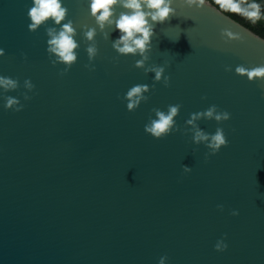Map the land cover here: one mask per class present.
Here are the masks:
<instances>
[{
    "label": "water",
    "instance_id": "95a60500",
    "mask_svg": "<svg viewBox=\"0 0 264 264\" xmlns=\"http://www.w3.org/2000/svg\"><path fill=\"white\" fill-rule=\"evenodd\" d=\"M64 4L79 48L61 75L65 65L53 66L46 52V29L59 26L30 31L31 0H0V75L19 84L0 89V264H158L161 256L167 264H264V80L235 72L264 64V38L207 0H176L177 16L157 25L138 68L139 55L112 48L118 31L106 28L104 38L88 0ZM85 25L97 27L95 41ZM89 43L98 47L94 70L85 67ZM153 65L165 66L168 86L145 73ZM138 83L150 86L149 99L129 111L123 97ZM5 95L23 109L5 110ZM177 103L179 132L156 139L144 131L153 108ZM212 104L231 118L199 127H223L229 143L206 159L184 122Z\"/></svg>",
    "mask_w": 264,
    "mask_h": 264
},
{
    "label": "clouds",
    "instance_id": "9594fccd",
    "mask_svg": "<svg viewBox=\"0 0 264 264\" xmlns=\"http://www.w3.org/2000/svg\"><path fill=\"white\" fill-rule=\"evenodd\" d=\"M176 0H88V11L91 17L94 18L96 26L104 34L107 39L110 33L105 31L106 28H111L112 31H118L119 35L112 40V48L122 55H139L141 59L135 62V67L142 68L148 60L147 53L153 48V40L156 36L157 25H164L168 21L177 16V9L173 6ZM219 9L225 12L239 14L248 20L255 23L261 18V8L264 5V0H215ZM183 4L188 7H201L204 0H183ZM117 9H120L117 12ZM27 15L30 23L28 29L36 31L46 22L51 21L56 28L46 29L49 39L46 41V52L53 66L63 64L61 75L66 73L78 59L77 49L79 41L76 39L77 29L74 22L67 19L68 8L64 4V0H31V6L28 8ZM66 21V22H65ZM83 35L85 38L93 42L97 34V27L84 26ZM180 29L179 25H175ZM183 31L180 29V32ZM231 36L230 32H225ZM180 35V34H179ZM179 39V36L172 41ZM89 64L85 67L94 70L95 65L91 63L98 54L96 43H89L87 49ZM5 54V50L0 48V56ZM55 59H52V57ZM226 71H231V66H226ZM154 73L153 80H163L164 85H169V77L165 75L164 65H153L145 68V73ZM235 72L241 76H247L249 81L256 78L264 80V64L258 66L246 67L245 65H237ZM26 88L31 91L35 85L31 79H25ZM19 86L18 80L9 76L0 75V89L4 92L15 90ZM154 87V85H153ZM150 91L148 84H135L131 86L124 94L123 99L127 101L126 107L129 111L135 110L141 102H147L149 97L146 95ZM5 110L12 109L21 111L24 105L20 100L11 95L3 96ZM28 100V96H24ZM182 105L169 104L167 110L153 108L154 116L150 115L148 122L144 125V131L150 134L153 138L162 139L172 133L180 131V125L176 121ZM231 118V113L227 110H219L215 104L210 105L203 111H197L189 114V118L185 120V124L191 126L193 130L192 143H204L209 150L208 155L217 154L222 146H227L229 141L223 127H217L214 132L208 133L199 127L198 121L201 119L215 120L216 122L227 121ZM234 131V130H233ZM184 173H189L192 168L188 165H182ZM223 208V205H217ZM232 215H238L237 210H232ZM228 247L224 239H220L215 244L218 251H223ZM167 256H161L158 264H167Z\"/></svg>",
    "mask_w": 264,
    "mask_h": 264
},
{
    "label": "trees",
    "instance_id": "16d2710c",
    "mask_svg": "<svg viewBox=\"0 0 264 264\" xmlns=\"http://www.w3.org/2000/svg\"><path fill=\"white\" fill-rule=\"evenodd\" d=\"M207 1H209L211 4H213L215 7H217L219 9L218 5H216V3H215V0H207ZM244 2L247 3L248 0H244ZM222 12H224L225 14H227L228 16H230L231 18H233L237 22L241 23L245 27L249 28L250 30H252L256 34H258L259 36L264 38V5H262V8H261V18L259 20H257L255 23H253L252 21L248 20L247 18H245L239 14L231 13V12H225V11H222Z\"/></svg>",
    "mask_w": 264,
    "mask_h": 264
}]
</instances>
